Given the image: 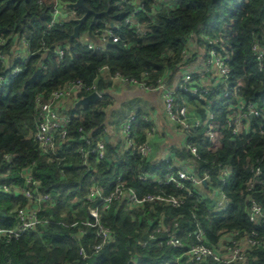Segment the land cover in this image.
Here are the masks:
<instances>
[{
	"label": "trees",
	"instance_id": "16d2710c",
	"mask_svg": "<svg viewBox=\"0 0 264 264\" xmlns=\"http://www.w3.org/2000/svg\"><path fill=\"white\" fill-rule=\"evenodd\" d=\"M136 2L85 0V6L98 14L92 29L97 42L100 40L98 30L104 29L105 23L117 24L112 32L120 42L110 40L103 52H96L77 39L68 43L76 26L73 21L48 28L53 0H0V39L9 42L2 52L10 53L13 38L18 37L29 41L33 53L24 65L16 62L17 66L22 65L23 72L10 77L7 86L0 90V186L11 188L10 193L0 192V231L15 229V210L29 204L24 195L13 189L26 186L23 176L28 169L32 171L38 191L50 194L53 199L41 207L40 223L35 230L19 238L0 235V264H194L185 256V249L158 245V237L164 236L156 232L161 220L177 222L178 235L184 239L200 226L210 245H217L224 233L234 230L257 231L264 235V225L249 221L245 202V191L253 177L251 164L264 156V136L243 134L235 138L225 127L222 147L217 151L207 150L209 139L201 129L189 134L185 143H193L199 149L201 160L196 162L199 173L207 170L213 161L232 167L233 176L225 188L231 199L227 213L214 212L213 201L201 195L197 197L198 189L193 187L195 197L188 198L181 208L159 203L130 208L125 200H119L106 210L100 198L88 200L91 187L108 196L120 182L134 188L140 196L161 192L185 194L171 186L141 181L139 177L145 173H150L151 179L164 177L167 163H154L150 157L125 152L122 141L110 140L108 129L110 126L117 129L113 124L117 112L109 115L116 102L110 93L113 88L110 77L115 73L148 84H155L159 79L172 83L184 66L195 63L200 51L211 49L207 38H220L228 46L223 54L230 57L229 85L243 82L241 94L264 105V73L251 56L255 44L264 48V0H171L160 4L142 0V13L136 20L147 32L126 23L136 10ZM76 13L78 18L85 15L83 9H77ZM92 21L93 16H90L81 28L82 34L88 32ZM43 46L47 47V52ZM65 46L70 49L65 51L62 60L58 59L56 49ZM103 67H108V72H101ZM7 72L6 67L0 66V76ZM72 81H82L87 86L95 84L103 97L91 105L77 107L79 100L91 95L81 92L68 102L63 111L71 119L67 141L60 144L55 153L46 154L34 138L38 121L36 98L63 89ZM227 85L222 82L213 88L208 97L209 109L187 94L182 96L196 118L204 121L208 111L213 112L224 126L227 109L235 104L233 99H221ZM128 107L130 111L127 114L120 111L123 118L119 119H126L135 111L137 121L133 132L136 142L141 144L154 125L145 121L148 114L144 110ZM88 135L93 143L105 141L107 155L104 159L91 155L85 163L80 157V147L88 149L82 140ZM175 157L178 161H187L191 155L186 149H179ZM261 161L264 181V160ZM214 184H217L215 176ZM27 188L36 190L34 185ZM258 189L264 193V186ZM256 196L263 200V194ZM98 205L100 222L110 229L113 240L95 251L100 241L97 229L92 226L95 220L90 209ZM193 214L197 220L193 219ZM151 235L157 238L149 241ZM186 240V243L190 241ZM190 243H195V239ZM82 248L87 259L81 254ZM252 257H257L252 264H263L264 250L253 251ZM202 264L220 263L207 260Z\"/></svg>",
	"mask_w": 264,
	"mask_h": 264
},
{
	"label": "built area",
	"instance_id": "2783aa9c",
	"mask_svg": "<svg viewBox=\"0 0 264 264\" xmlns=\"http://www.w3.org/2000/svg\"><path fill=\"white\" fill-rule=\"evenodd\" d=\"M54 7L52 10V18L48 24V28L52 29L55 26L68 23L80 19L77 17L76 10L67 8L68 4L76 3L67 0H53ZM125 1V0H124ZM171 0H154L155 3L168 2ZM64 7V8H63ZM142 0H137L136 10L126 19L128 25L132 24L138 27L142 32H147L144 26L139 25L136 16L142 13ZM117 24L107 22L104 29L98 30L100 33L99 42L93 41L88 32L82 34L77 40L86 45L88 49L103 52L105 46L110 40L113 43H119L118 36L113 34V29ZM96 37V36H95ZM14 42L11 45L10 53L2 52V48L6 47L9 42L5 39H0V66L6 67L7 75L0 76V90L7 86L10 77L18 76L23 72L22 65L29 60L33 53L30 49V43L25 38H13ZM207 41L211 45L208 51H200L195 63L184 66L183 70L178 72L174 81L169 83L167 79H159L155 84H148L141 82L134 78H128L120 73H115L110 77L113 84L123 86H133L146 93H158L162 97L164 105V114L170 123L175 127L178 133L184 137V149H186L191 158L187 161H178L174 152H169L164 159L168 168L164 177L151 179L150 173L142 174L139 179L143 182L152 181L155 184L162 186H171L174 189L184 191L183 196H178L174 193L166 194L161 192L159 194H147L140 196L134 188L127 187L124 183H118L116 189L104 196L102 191L96 187L90 188L88 200L92 201L97 198L101 199L104 209H109L114 202L125 200L130 208H137L146 203H159L165 206L174 208H181L185 205L188 198L195 197L193 189L197 190V197L201 195L203 198L211 199L213 201L214 212L227 213L228 206L231 199L225 188L228 181L233 176L232 167L224 162L213 161L207 170L199 173L196 168V162L201 160L199 149L193 143H185L189 134L195 130H203L204 135L208 137L209 142L207 150L217 151L222 147V137L224 127L231 131L232 137H240L243 134L251 136H264V105H259L253 102V97H245L242 92L244 83L239 82L235 86L229 85L230 74V57L224 55L223 52L228 46L220 38L210 39ZM45 51L48 49L43 46ZM69 46L60 47L56 49L55 54L58 59H63L65 51L69 50ZM187 58L190 57L188 53H184ZM252 58L258 63V68L261 73H264V48L259 44L252 47ZM21 61V66H17L16 62ZM108 67H103L101 72H108ZM199 76L196 77L195 75ZM226 82L227 88L221 95V99H233L235 104L229 106L224 126L213 112L207 113V118L202 121L194 116V111L189 105V102L182 96V94L189 95L194 102L203 103L209 109L210 100L209 95L213 88L220 83ZM81 92L93 94L96 93L99 99L103 97V92L97 90L95 84L85 85L82 81H72L65 88L56 90L48 95H39L36 98L37 106V126L34 135L35 141L38 143L42 151L46 154L55 153L60 144H64L68 138L67 127L70 123V117L64 111V106L76 99ZM193 107H196L192 105ZM137 121L135 112L130 113L127 118L119 125L118 134L121 138L123 149L125 152H130L133 155H138L142 158H149L152 154L153 148L151 145V137L155 133V128L147 132V140L141 144L136 142V137L133 132V127ZM146 122H152L151 118L145 117ZM110 133V130L108 129ZM82 140L88 145V149L80 147L78 154L87 163V159L91 155H95L99 160H102L107 155V148L105 141L93 143L91 137L88 135ZM90 147V148H89ZM9 159V157H6ZM264 160L256 159V163L251 164L252 179L247 185L245 191L246 215L253 224L264 225V193L262 189L264 181L261 179L263 170L259 164ZM214 176L217 184H214ZM26 186L24 188H13L16 192L24 195L29 204L25 208H17L15 210L17 226L13 230L0 231V235L8 236L9 238H19L23 234L33 231L40 223L39 212L41 207L48 202H52L50 194H43L38 191L37 184L33 181L32 171L24 174ZM206 184V186L204 185ZM28 185H34L35 191L27 188ZM11 188L8 186H0V192L10 193ZM256 194H263V200H259ZM198 204H201L199 201ZM99 205L90 209V215L95 220L92 225L97 229V239L100 244H97L94 249L99 251L104 244L113 240V234L110 229L103 226L100 222ZM193 219L197 220V216L193 214ZM91 225V224H88ZM157 233L164 234L162 238L158 237V245L160 247H174L185 249V256L194 264H202L207 260H213L220 264H252L257 261V257H252L255 250H264V235L257 231L241 232L234 230L230 233H224L217 245H210L205 231L198 226L197 230L186 234L185 239L191 241L195 239V243L185 242V239L178 235L179 224L177 222H168L164 220L159 222ZM157 238L155 235L149 237V241ZM147 245V242L143 244ZM81 254L84 259L88 256L84 249H81ZM264 264V263H263Z\"/></svg>",
	"mask_w": 264,
	"mask_h": 264
},
{
	"label": "crops",
	"instance_id": "0c3cea01",
	"mask_svg": "<svg viewBox=\"0 0 264 264\" xmlns=\"http://www.w3.org/2000/svg\"><path fill=\"white\" fill-rule=\"evenodd\" d=\"M110 93L114 96L116 102L110 109L109 115L133 105L136 109L140 108L144 110L151 118L155 128V133L150 140L153 148L150 156L152 162H162L170 151L177 154L179 149H184V137L176 131L175 127L165 116L160 94L146 93L133 86L118 84H113ZM110 119L112 120V118ZM109 130L110 140H113L112 142H120L121 138L117 129L110 126Z\"/></svg>",
	"mask_w": 264,
	"mask_h": 264
},
{
	"label": "water",
	"instance_id": "95a60500",
	"mask_svg": "<svg viewBox=\"0 0 264 264\" xmlns=\"http://www.w3.org/2000/svg\"><path fill=\"white\" fill-rule=\"evenodd\" d=\"M67 8L73 9V10L83 9L85 11V15L82 18L76 19V20L73 21L76 24V26L74 27L73 34L69 38L68 43L72 44L75 39H78V37L80 36V33H81L82 26L85 24L86 20L90 16H93V21H92V24L89 27L88 35L93 41H96V37L94 36L92 29H93L94 24L96 23V18L98 16V14H96L93 11L89 10L85 6V0H77L76 3L68 4ZM98 100H99L98 94L93 93V94H91V95L79 100L76 103V106L77 107H79V106H88V105H91V104L95 103ZM108 140L109 139L107 137L106 141H108ZM204 185L206 186V184H204Z\"/></svg>",
	"mask_w": 264,
	"mask_h": 264
},
{
	"label": "rangeland",
	"instance_id": "374dc122",
	"mask_svg": "<svg viewBox=\"0 0 264 264\" xmlns=\"http://www.w3.org/2000/svg\"><path fill=\"white\" fill-rule=\"evenodd\" d=\"M64 8V7H63ZM132 108L134 109L135 107L132 105ZM130 111L129 107H125L123 110H121L122 113L126 112V114ZM116 115L113 117V124L117 126V129H119L118 125L123 121V119H119L121 116L123 118V115H120V111L115 113Z\"/></svg>",
	"mask_w": 264,
	"mask_h": 264
}]
</instances>
